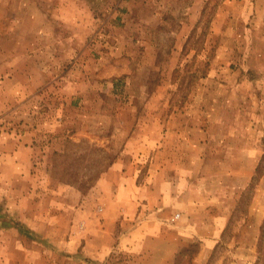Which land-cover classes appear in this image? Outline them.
Listing matches in <instances>:
<instances>
[{
  "label": "rangeland",
  "instance_id": "obj_1",
  "mask_svg": "<svg viewBox=\"0 0 264 264\" xmlns=\"http://www.w3.org/2000/svg\"><path fill=\"white\" fill-rule=\"evenodd\" d=\"M166 262L264 264V0H0V264Z\"/></svg>",
  "mask_w": 264,
  "mask_h": 264
},
{
  "label": "crops",
  "instance_id": "obj_2",
  "mask_svg": "<svg viewBox=\"0 0 264 264\" xmlns=\"http://www.w3.org/2000/svg\"><path fill=\"white\" fill-rule=\"evenodd\" d=\"M111 171H112V177H114V180L112 182L113 183L117 182L116 186H112V188L113 187L115 188L117 195H119V193L127 195V198L125 197V199H123L122 202L121 200L118 199L117 196L116 198L114 197L115 199L112 198V211L116 212V214L112 216V220H115L121 216L120 213L117 214L120 210H124V209L131 210L134 208L138 191L134 188L133 171L131 170L123 171L120 169L118 170L117 165L112 166V170L110 169L108 172H111ZM108 174L110 173H106V175ZM174 194L176 195L174 198H172L173 200L172 207L178 208L177 210L182 211L181 213H178V211L176 210L181 222H184V225H186L184 227H188L191 222V217L193 215L191 214V212H189V203L187 204V202H184V201L190 198L191 193L189 191H186L182 193L177 192ZM187 231H189V227ZM188 236L189 235L186 234L184 235L183 238L186 239L188 238ZM179 243H181L180 240H178V244ZM166 258H169V257H166ZM165 264H167V262Z\"/></svg>",
  "mask_w": 264,
  "mask_h": 264
}]
</instances>
